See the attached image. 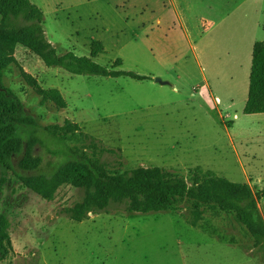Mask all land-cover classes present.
<instances>
[{
	"label": "rangeland",
	"instance_id": "rangeland-1",
	"mask_svg": "<svg viewBox=\"0 0 264 264\" xmlns=\"http://www.w3.org/2000/svg\"><path fill=\"white\" fill-rule=\"evenodd\" d=\"M58 54L89 56L107 69L144 76L75 75L47 67L17 44L1 83L35 119L41 163L23 175H49L62 153L45 131L69 119L120 155L121 170L157 166L186 180L197 167L255 198L264 187V113L245 114L252 46L264 41V0H31ZM119 60V65L117 61ZM55 88L66 108L43 105L25 75ZM160 79V81H156ZM224 115H228L227 118ZM77 134L70 144H80ZM115 156L102 160L117 168ZM64 184L52 200L0 167V213L11 242L0 264H264V245L231 214L207 210L199 227L169 211L132 213L125 204L74 221L63 213L82 197ZM264 227V197L256 198Z\"/></svg>",
	"mask_w": 264,
	"mask_h": 264
},
{
	"label": "trees",
	"instance_id": "trees-1",
	"mask_svg": "<svg viewBox=\"0 0 264 264\" xmlns=\"http://www.w3.org/2000/svg\"><path fill=\"white\" fill-rule=\"evenodd\" d=\"M19 44L37 55L47 67H60L75 75L128 76L143 80L134 72L107 69L93 59L103 52L99 41L91 43L89 56L73 52L58 54L43 30V13L31 0H0V167L13 170L22 186L43 200L53 199L59 186L68 184L82 190V197L63 213L74 221L87 219L90 214L108 210L112 204H125V211L146 213L169 211L186 202V210L178 212L185 222L199 227L207 210L225 212L264 245V227L256 214L255 199L264 197V187L256 198L247 183H236L212 172L196 168L186 180L178 170L157 166H138L121 170L120 155L101 140L87 134L69 119L50 125L45 131L58 146L62 160L49 174L38 172L23 175L21 171L36 170L41 159L33 155L38 142L33 132L35 119L25 110L16 94L1 83L3 70L12 62L15 46ZM119 60L116 65H119ZM41 105L52 102L59 108L67 103L58 89L43 88L35 78L25 75ZM245 114L264 113V41L252 46L251 69ZM77 134L80 144H70L69 137ZM104 154L115 156L114 163L102 160ZM11 247L0 213V262Z\"/></svg>",
	"mask_w": 264,
	"mask_h": 264
},
{
	"label": "built area",
	"instance_id": "built-area-1",
	"mask_svg": "<svg viewBox=\"0 0 264 264\" xmlns=\"http://www.w3.org/2000/svg\"><path fill=\"white\" fill-rule=\"evenodd\" d=\"M224 117H225V118H227V117H228V115H224Z\"/></svg>",
	"mask_w": 264,
	"mask_h": 264
},
{
	"label": "water",
	"instance_id": "water-1",
	"mask_svg": "<svg viewBox=\"0 0 264 264\" xmlns=\"http://www.w3.org/2000/svg\"><path fill=\"white\" fill-rule=\"evenodd\" d=\"M156 81H158V82H159V81H160V79H156Z\"/></svg>",
	"mask_w": 264,
	"mask_h": 264
}]
</instances>
